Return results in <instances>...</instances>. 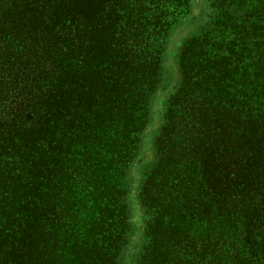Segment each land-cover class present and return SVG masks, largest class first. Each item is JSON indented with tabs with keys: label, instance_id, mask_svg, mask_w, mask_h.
<instances>
[{
	"label": "trees",
	"instance_id": "trees-1",
	"mask_svg": "<svg viewBox=\"0 0 264 264\" xmlns=\"http://www.w3.org/2000/svg\"><path fill=\"white\" fill-rule=\"evenodd\" d=\"M190 9L0 0V264H127L129 195L133 264H264V0H206L169 66Z\"/></svg>",
	"mask_w": 264,
	"mask_h": 264
},
{
	"label": "rangeland",
	"instance_id": "rangeland-1",
	"mask_svg": "<svg viewBox=\"0 0 264 264\" xmlns=\"http://www.w3.org/2000/svg\"><path fill=\"white\" fill-rule=\"evenodd\" d=\"M191 1V9H190V15L193 17V22L189 25L186 24V19L182 21L180 24L185 23L184 25H178L177 31L174 33V40L176 41V47L171 50V48H168V54L165 55V61L166 63L171 66V61H174V57L179 49V46L187 35H189L191 32H194L197 27H200L204 23L205 13H204V5L206 4V0H190ZM173 48V46H172ZM168 66V67H169ZM166 68L167 74H169V80L168 83L166 82V86L163 87L164 89L163 94L162 91H160L157 95L154 96L152 101V108H151V124L150 129L147 134L143 137L144 138V144L142 146V150L140 154L142 155L143 162L141 163L138 168H136L135 172L137 174H141L143 172V169L147 168L149 165H151L153 161V147H152V139H153V130L159 123L160 118V110L162 109V101L165 99L167 95H169L175 88V82H173L172 77V69ZM169 71V73H168ZM166 89L168 90V93H166ZM160 99V100H157ZM136 180L135 174L133 171L130 172V185L132 187V193L136 192V186L134 185L133 181ZM129 204H130V217H131V231H130V238L127 250L125 251L127 254L126 261L127 264H133V262L136 260V254L137 250L139 248V245L141 243V235H142V225H143V216L140 211V207L137 202V198L132 195H129Z\"/></svg>",
	"mask_w": 264,
	"mask_h": 264
}]
</instances>
